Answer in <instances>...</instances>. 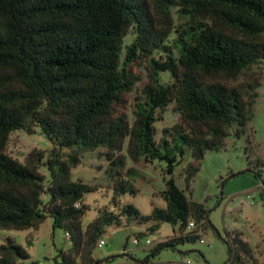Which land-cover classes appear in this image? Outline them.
<instances>
[{
  "label": "trees",
  "instance_id": "16d2710c",
  "mask_svg": "<svg viewBox=\"0 0 264 264\" xmlns=\"http://www.w3.org/2000/svg\"><path fill=\"white\" fill-rule=\"evenodd\" d=\"M139 61L148 83L128 113L126 96L142 80ZM263 69L264 0H0V229H36L51 218L71 243L57 252V264H99L106 228L130 220L151 221L150 231L168 222L179 233L153 246L144 263L194 240L206 211L176 184L174 169L189 157L188 188L207 151L220 150L231 131L250 129ZM169 107L176 121L157 137ZM35 127L53 145L47 154L31 152L22 163L5 151L13 131ZM100 149L114 207L96 210L84 225V196L98 188L72 178L71 169ZM156 159L166 163L165 207L142 214L121 203L115 211L121 194L137 191L128 162ZM225 242L224 264H258L238 232ZM27 257L15 239L0 242V264Z\"/></svg>",
  "mask_w": 264,
  "mask_h": 264
},
{
  "label": "rangeland",
  "instance_id": "374dc122",
  "mask_svg": "<svg viewBox=\"0 0 264 264\" xmlns=\"http://www.w3.org/2000/svg\"><path fill=\"white\" fill-rule=\"evenodd\" d=\"M132 38L129 34L125 43ZM134 71L142 80L126 96V107L122 110L128 113L131 102L139 94V88L148 83L145 61H139ZM175 121L176 115L169 107L156 122L157 137L163 127ZM52 148L51 142L35 127L33 133L13 131L5 151L26 163L31 152L44 151L47 154ZM99 151L102 149L84 152L80 163L71 169L72 178L82 179L98 188L84 196L83 202L90 207L83 217L84 225L93 219L96 210L114 207L110 200L112 182L104 177L108 162ZM188 158L185 156L182 163L175 167L173 176L187 198L202 204L206 211L199 236L178 243L175 247L164 248L144 263L142 260L153 246L174 235L173 229L176 235L179 234L177 227L161 222L156 230L150 231L151 221L136 223L134 220L120 226H108L103 234L104 245L95 251V256L100 259L99 264H224L229 256L225 240L231 241L236 232L256 251L258 264H264V74L257 115L250 129L240 136H235L231 131L220 150L207 151L199 170L185 189L182 169ZM128 166L136 170L132 183L137 191L134 194H121L118 207L114 210L118 212L121 203L132 204L142 214H149L155 206L165 207L166 202L162 197L165 161L128 162ZM40 171L47 174L43 165ZM125 221V216H122V222ZM138 233L143 235L139 236ZM7 237L15 239L27 250L28 257L20 259V264H57L54 261L57 252L68 251L71 247L66 233L61 228H53L49 217L36 229H0V242ZM134 237L150 239L151 244L136 245L132 242Z\"/></svg>",
  "mask_w": 264,
  "mask_h": 264
},
{
  "label": "built area",
  "instance_id": "2783aa9c",
  "mask_svg": "<svg viewBox=\"0 0 264 264\" xmlns=\"http://www.w3.org/2000/svg\"><path fill=\"white\" fill-rule=\"evenodd\" d=\"M196 225L194 222H190L189 223V227L190 228H194ZM200 233V232H199ZM202 241V240H201ZM132 242L136 245H139L140 243H143L144 245H149L151 244V240L150 239H141V238H138V237H134L132 239ZM105 241L103 239H101L99 242H98V248L99 247H102L104 245ZM124 254H126V251L124 250L123 251Z\"/></svg>",
  "mask_w": 264,
  "mask_h": 264
}]
</instances>
